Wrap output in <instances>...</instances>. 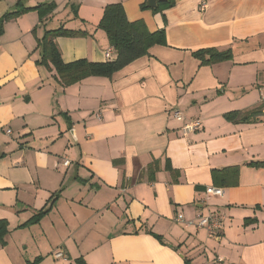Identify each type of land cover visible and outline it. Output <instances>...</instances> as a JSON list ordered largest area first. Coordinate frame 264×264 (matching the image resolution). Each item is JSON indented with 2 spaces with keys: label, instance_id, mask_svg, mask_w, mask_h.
I'll use <instances>...</instances> for the list:
<instances>
[{
  "label": "crops",
  "instance_id": "obj_1",
  "mask_svg": "<svg viewBox=\"0 0 264 264\" xmlns=\"http://www.w3.org/2000/svg\"><path fill=\"white\" fill-rule=\"evenodd\" d=\"M52 2L44 21L30 11L0 35V220L9 229L0 264H264V168L247 166L264 162V0H166L158 13L148 0H0V18ZM117 3L130 22L165 29L167 45L112 78L69 87L37 64L38 40L61 27L87 34L56 39L66 63L114 60L98 25ZM202 49L232 59L202 65L193 55ZM259 107L255 124L224 117ZM173 110L201 129L184 135ZM234 166L237 185L218 197L202 190L214 187L213 170ZM51 200L38 224L19 228ZM210 213L222 217L217 238L194 225Z\"/></svg>",
  "mask_w": 264,
  "mask_h": 264
},
{
  "label": "trees",
  "instance_id": "obj_2",
  "mask_svg": "<svg viewBox=\"0 0 264 264\" xmlns=\"http://www.w3.org/2000/svg\"><path fill=\"white\" fill-rule=\"evenodd\" d=\"M173 6L170 3L166 7ZM57 9L55 2L41 4L35 8H25L22 5L15 12H10L0 18V35L4 32L6 22L15 19L22 14L30 11H37L40 21L47 19ZM142 9H148L146 4L142 5ZM153 11L158 13L159 8ZM77 17V12L75 14ZM103 30L109 40L110 45L116 52V58L107 62H91L87 59H80L74 62L66 63L61 55V51L56 43L59 37L79 38L87 36L85 31L71 30L63 27L46 31L42 39L38 40V47L41 48V58L37 61L39 66H53L57 73L58 83L62 87H69L89 77H106L112 78L116 73L130 65L134 61L149 56L150 49L155 45H167L165 29L155 33L149 32L143 21L130 22L126 16L124 7L121 3L107 5L104 9L103 17L98 25ZM194 57L201 61L202 65H211L232 59V52L229 50L220 51L218 49H202L193 53ZM263 116V107L256 108L247 112L231 111L225 114V119L233 123H258L261 122L260 117ZM183 126L185 119L182 121ZM183 128V127H182ZM201 129V128H200ZM120 161H117L118 163ZM115 163V164H116ZM158 163H155V170ZM251 168H264V162L253 161L247 165ZM152 169V168H150ZM165 169L170 171L176 178L179 172L173 169L170 160H167ZM239 166L227 167L221 170H213L212 176L214 187L226 188L238 184ZM207 188H202L206 191ZM38 211L29 221L21 225L19 228H26L38 224L46 215H48L55 201ZM250 220H246L247 223ZM9 233L8 222L0 220V242L6 245L5 238ZM151 233V232H150ZM155 238L163 243L161 236L151 233ZM40 260L38 258L36 261ZM186 264H191L185 259Z\"/></svg>",
  "mask_w": 264,
  "mask_h": 264
},
{
  "label": "built area",
  "instance_id": "obj_3",
  "mask_svg": "<svg viewBox=\"0 0 264 264\" xmlns=\"http://www.w3.org/2000/svg\"><path fill=\"white\" fill-rule=\"evenodd\" d=\"M206 7H207V4L203 3L202 8H206ZM106 56L108 58H110V56H111L110 52H107ZM172 115L179 121L184 120L182 113L178 110H173ZM201 127H202L201 121L199 119H194V120H190V121H185V124H184L182 130H183L184 135H187L188 133H191V132L193 133V132L199 130ZM10 132L11 131L9 130L7 133H10ZM70 163L71 162L69 160H65L63 162V165L67 167L70 165ZM205 193L209 197H211V196L218 197V196L223 195V189L217 188V187H208L206 189ZM176 221L178 223H187V224L191 223V222L184 221L183 216H178L176 218ZM194 225L196 226V228L198 230H205L210 237L217 238L220 234V231H221L222 217H221V215H219L217 213H210L208 215L199 217L197 222L194 223ZM56 257H62V254L57 253ZM218 262L221 263L222 260L220 258H218Z\"/></svg>",
  "mask_w": 264,
  "mask_h": 264
},
{
  "label": "water",
  "instance_id": "obj_4",
  "mask_svg": "<svg viewBox=\"0 0 264 264\" xmlns=\"http://www.w3.org/2000/svg\"><path fill=\"white\" fill-rule=\"evenodd\" d=\"M166 0H148V7L149 8H155L157 6L158 2H164Z\"/></svg>",
  "mask_w": 264,
  "mask_h": 264
},
{
  "label": "rangeland",
  "instance_id": "obj_5",
  "mask_svg": "<svg viewBox=\"0 0 264 264\" xmlns=\"http://www.w3.org/2000/svg\"><path fill=\"white\" fill-rule=\"evenodd\" d=\"M211 197H214V196H211ZM212 254V256H216V254H214V253H211ZM201 259L200 260H204V262H205V259H204V257H200ZM210 258H211V256H210ZM215 258V257H214Z\"/></svg>",
  "mask_w": 264,
  "mask_h": 264
}]
</instances>
